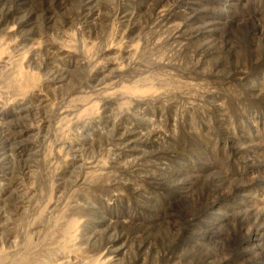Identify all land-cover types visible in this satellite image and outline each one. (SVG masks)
<instances>
[{
  "label": "rangeland",
  "instance_id": "374dc122",
  "mask_svg": "<svg viewBox=\"0 0 264 264\" xmlns=\"http://www.w3.org/2000/svg\"><path fill=\"white\" fill-rule=\"evenodd\" d=\"M47 260L264 264V0H0V264Z\"/></svg>",
  "mask_w": 264,
  "mask_h": 264
},
{
  "label": "trees",
  "instance_id": "16d2710c",
  "mask_svg": "<svg viewBox=\"0 0 264 264\" xmlns=\"http://www.w3.org/2000/svg\"><path fill=\"white\" fill-rule=\"evenodd\" d=\"M176 196H177V193L171 192L170 195L166 197V200H168V203H169V204H170V203L173 204L174 202H175V203H176V202H179V201H176V200H177V199H176V198H177ZM167 206H168V205H167ZM164 216H165V217H164ZM164 216H163L164 218H163V217L161 218L162 222H163V221H170L171 217H170L169 214H168V215L164 214ZM189 221H190V218H188V222H189ZM181 235H183V234H181ZM186 235H188V234L186 233V234H184L183 236H186ZM197 253H198V252H197ZM196 256H197L198 258H201V256H199V255H197V254H196Z\"/></svg>",
  "mask_w": 264,
  "mask_h": 264
},
{
  "label": "bare ground",
  "instance_id": "6f19581e",
  "mask_svg": "<svg viewBox=\"0 0 264 264\" xmlns=\"http://www.w3.org/2000/svg\"><path fill=\"white\" fill-rule=\"evenodd\" d=\"M72 227H73V226H72ZM70 228H71V227H70ZM71 231H72V229H71ZM68 234L70 235V233H68ZM70 236H71V235H70ZM52 238H53V236L51 235V236L49 237V240H51ZM70 238H71V237H70ZM49 240H48V241H49ZM65 240H66V239H65ZM48 241H46V242L48 243ZM60 241H61V240H60ZM70 241H71V239L69 240V243H70ZM34 244H35V243H34ZM62 244H63V243H62ZM64 244H65V245H64V246L61 245V247H65V246L67 247V242H65ZM58 245H59V244H58ZM28 246H29V245H28ZM59 247H60V246H59ZM62 249H64V248H62ZM45 252H46V251H45ZM25 259H26V258H25ZM28 259H30L29 256H28V258L25 260V262H26ZM40 259H41V258H40ZM44 259H45V258H44ZM44 259H43V260H44ZM52 259H53V258H52ZM57 260H58V259H57ZM32 261H34V260H32ZM32 261H31V262H32ZM34 262H35V261H34ZM36 262H37V261H36ZM94 263H95V262H94ZM94 263L92 262V264H94ZM32 264H33V263H32ZM36 264H56V263L53 262L52 260H47V261H43V262H41V263L38 262V263H36Z\"/></svg>",
  "mask_w": 264,
  "mask_h": 264
}]
</instances>
